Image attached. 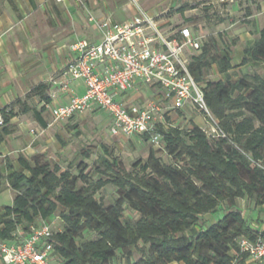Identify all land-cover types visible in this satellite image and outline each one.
Returning a JSON list of instances; mask_svg holds the SVG:
<instances>
[{
  "label": "trees",
  "instance_id": "1",
  "mask_svg": "<svg viewBox=\"0 0 264 264\" xmlns=\"http://www.w3.org/2000/svg\"><path fill=\"white\" fill-rule=\"evenodd\" d=\"M232 56V45L221 36H210L190 56L191 71L219 132L208 135L197 125L189 130L159 125L170 163L151 149L147 160L136 161L128 171L108 146L91 173L85 161L77 164L75 174L40 156L20 154V169L7 160V174L0 170V193L6 179L15 195L12 205L0 212V237L21 241L60 212L63 228L54 231L53 255L61 264H246L248 255L241 252L239 239H264V230L251 225L238 206L247 198L264 207V77L245 75L235 82L207 78L215 64L228 74L234 68ZM251 62L264 63V28L244 48L242 65ZM32 97L41 103L39 108L27 102ZM51 102V84L41 82L25 100L0 108V144L14 132L12 119L17 116L31 113L47 128L44 113ZM109 184L119 196L106 206L96 194ZM126 206L139 214L137 220L126 217ZM222 210L216 222L204 221L205 215ZM88 232L97 238L87 239ZM132 247L140 251L139 259H133Z\"/></svg>",
  "mask_w": 264,
  "mask_h": 264
},
{
  "label": "rangeland",
  "instance_id": "2",
  "mask_svg": "<svg viewBox=\"0 0 264 264\" xmlns=\"http://www.w3.org/2000/svg\"><path fill=\"white\" fill-rule=\"evenodd\" d=\"M5 1H7L9 10L14 12L15 21L11 24V29L6 32L5 39L0 41V51L28 50L30 63L35 67L33 72H30V78L37 73V62L40 56L41 58L42 56L46 57L47 64L51 63L54 66H61L63 62L58 59V45L72 41L75 36L87 34L85 32L86 29L83 27L88 22L87 11L78 0H68L67 3H58L56 0H34V2L31 0H0V4ZM83 1L94 14H99L100 17L102 13L108 14L111 12L116 14V16L124 18L129 16L131 18L132 13H134L133 0ZM95 2L98 5H95ZM137 2L151 14L171 12L172 16L169 17L170 24L167 26L168 28L190 25L195 32L203 34L204 42L210 36H221L225 42L232 45V64L234 68L228 74H223L215 64L208 71L207 78L209 80H227V77H229L231 81L235 82L245 75L251 76L253 74H259L264 77V63L251 62L247 65H242L244 48L249 45L250 39L253 40L252 37L245 36L246 25H244L247 21L246 9L249 8L247 6L250 1L137 0ZM183 6H188V10L191 11L180 12L179 8ZM2 11L4 12L5 8L0 7V13ZM221 18H224L225 21L220 22ZM59 30H61L60 33H58ZM195 32L194 35L198 36ZM32 48H37V51H30ZM12 74L8 73L9 76ZM21 75L24 76L25 74L22 72L13 74L14 80L11 81L13 85L22 83ZM32 86L19 98L25 100L27 94L36 84L34 87ZM161 97H164L162 88L145 86L137 102L144 105L149 101H155L166 107L165 127L173 124L182 130H189L194 125H197L208 135L216 134L217 126L199 109L187 105L182 111L175 110L170 102L163 101ZM27 102L32 106H38V108L41 106L36 97H32ZM44 116L50 124L45 131H42L41 126L34 121L31 113L22 116L20 119L19 124L25 125V128L22 127L23 129L21 130L15 124L13 133H15L14 139H19V146L16 148L19 152L0 159V169H3L5 174L8 172L6 167L7 160L12 162L15 168L20 169L17 161L20 154L28 157L40 156L42 161L48 162L52 166L58 163L64 169H71L75 174L78 173L77 164L85 161L90 164L91 168L88 171L91 173L94 172L93 169L97 164L96 160L98 157L104 154L103 146H108L128 171L133 170V164L136 161L147 160L151 149L157 150V155L165 162L170 163L172 161L163 149V144L161 147H155L150 140H146L141 135L132 137L113 135L110 131L112 118L104 111H89L65 121L55 122L47 107ZM31 130H35V133H31ZM26 146L29 147L30 153L22 151ZM86 153H89V157H86ZM92 175L95 179L98 178L96 174L92 173ZM14 195L15 192L8 187V183L4 179L2 192L0 193V210L12 205ZM118 196L119 191L112 184L105 186L96 194V197L103 201L106 206L113 204ZM238 206L251 225L264 230V207L257 206L254 201L247 198L240 199ZM223 213L224 211L222 210L217 214H207L204 216V221L214 223L222 217ZM125 215L132 220L139 218V214L128 206L125 207ZM47 222L51 223L54 231H59L63 228L60 212H57L56 216L51 220H47ZM97 236L94 232H88L85 235L87 239H95ZM131 250L134 254V260L141 257L138 249L132 247ZM120 254L122 255V252ZM50 264H61V262L57 256L53 255Z\"/></svg>",
  "mask_w": 264,
  "mask_h": 264
},
{
  "label": "built area",
  "instance_id": "3",
  "mask_svg": "<svg viewBox=\"0 0 264 264\" xmlns=\"http://www.w3.org/2000/svg\"><path fill=\"white\" fill-rule=\"evenodd\" d=\"M67 1L56 0L58 3ZM78 1L87 11L88 23L98 29L100 39L79 38L68 46L74 59L66 63L64 79L59 84L67 89L69 80L82 79L86 90L82 95H72L66 104L47 105L55 122L97 106L112 118L113 135H148L153 146L161 147L163 135L158 126H166V107L155 101L127 107L117 100L139 85H147L162 88V100L170 102L175 110L187 105L199 109L219 132L205 92L190 68V56L202 45V37L195 36L190 25L168 28L167 12L151 14L137 0H133L132 17L121 22L112 14L97 17L83 0ZM54 96L51 93V97ZM53 236L51 223L44 221L21 241L7 242L0 237V264H50L54 253ZM239 246L248 259L264 264L263 238L242 237Z\"/></svg>",
  "mask_w": 264,
  "mask_h": 264
},
{
  "label": "crops",
  "instance_id": "4",
  "mask_svg": "<svg viewBox=\"0 0 264 264\" xmlns=\"http://www.w3.org/2000/svg\"><path fill=\"white\" fill-rule=\"evenodd\" d=\"M95 5H98V3L95 2ZM0 7L5 8V11L4 12L2 11L0 13V41H2L6 37L5 36L6 32L9 29H11V24L15 21V14L13 11L9 10L7 1L2 2L0 4ZM247 7L249 8L246 10L251 11V15H248L246 17L247 21L245 22L244 25H246L245 36L253 38V40L250 39L251 42L248 45L250 46L254 43L255 39L259 36L260 30L264 28V0L250 1ZM187 11H191V10H186L185 12ZM110 14L114 16L115 20L120 21V22L129 18V16L125 18L116 16V14L111 13V12L108 14L102 13L100 15L101 17H103V16L110 15ZM133 14L134 13H132V15ZM97 16H99V14ZM83 27L86 29L85 32L87 34H84L82 36H75V38H73L72 41L58 45V49H57V53L59 57L58 59L63 62L61 66H58V65L54 66L51 63L47 64L46 57L42 56L41 58L40 56L39 61L37 62V67H38L37 73L32 78H30L31 77L30 72H33V69L35 67L33 66V64L30 63V60H29L30 54L28 50L20 51L19 49V51L15 50L14 52L13 51H0V108L6 106L7 104L12 103L17 98L25 94L26 91H28L32 85H33L32 87H34L35 84L38 85L41 82H49L51 84V93L55 95L54 97H51L52 98V102L50 103L51 106H56L59 104H66L67 102H69L70 98L74 94L82 95L86 90L85 83L82 79L69 80V88L67 89L63 88L62 85L59 84V82L64 79L63 68L65 67L66 63L74 59V55L68 50V46L79 38H87L92 41H98L100 39V33L94 25H90L88 22H86V24H84ZM60 32L61 30L58 31V33ZM193 32H195V30H193ZM195 33H197L198 35L197 37H202V42H203L204 41L203 34H201L200 32H195ZM30 51H37V48H32ZM20 72L25 74L24 76L21 75V77L17 76L21 78L22 83L13 85V83L11 82L12 80H14L13 74L20 73ZM8 73H13V74L9 76ZM51 80H55V81H51ZM145 86L147 85H139L136 90L129 92L127 94L118 96L117 100L124 103L127 107H131L134 105H141L139 102H137V100L141 97V91L143 90ZM94 110L99 111L100 109L97 106H95L93 109L89 111H94ZM22 116H25V115H20L12 119V123L17 124L18 127L21 128V130L25 128V125L19 124ZM49 126L50 124L48 125L47 128L41 127L42 131L47 130ZM0 130H1V127H0ZM14 135L15 133L8 135L6 140L0 144V159L7 158L19 152V150L16 149L19 146L18 144L19 139L15 140ZM22 151L26 153H30L29 147L27 146L23 148ZM0 170L3 171V169H0ZM2 211L3 209L0 210V212ZM246 264H256V263L250 259H247Z\"/></svg>",
  "mask_w": 264,
  "mask_h": 264
}]
</instances>
